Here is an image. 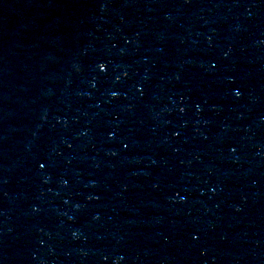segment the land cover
Wrapping results in <instances>:
<instances>
[{"label": "water", "instance_id": "95a60500", "mask_svg": "<svg viewBox=\"0 0 264 264\" xmlns=\"http://www.w3.org/2000/svg\"><path fill=\"white\" fill-rule=\"evenodd\" d=\"M0 264H264V0H0Z\"/></svg>", "mask_w": 264, "mask_h": 264}]
</instances>
